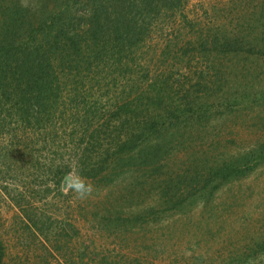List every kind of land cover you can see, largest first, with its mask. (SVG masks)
<instances>
[{"label":"rangeland","instance_id":"obj_1","mask_svg":"<svg viewBox=\"0 0 264 264\" xmlns=\"http://www.w3.org/2000/svg\"><path fill=\"white\" fill-rule=\"evenodd\" d=\"M73 9L76 27L86 11ZM162 19L138 50L131 78L140 77L139 87L146 76L162 83L167 74L168 101L186 109L199 97L202 107L183 115L175 149L159 158L161 166L131 168L107 183L101 175L84 177L94 188L84 200L47 166L58 158L54 150L60 154L53 144L41 147L50 124L38 127L34 117L27 123L10 110L0 128L6 264H264V0H186ZM117 27L108 26L109 35ZM235 37L245 50H226ZM67 85L64 92L71 79ZM12 147L17 156L8 155ZM60 155L72 167L69 175L77 174L78 157ZM245 156L262 158L251 169L241 166L240 175L215 177L217 165ZM33 216L43 234L27 226Z\"/></svg>","mask_w":264,"mask_h":264},{"label":"trees","instance_id":"obj_2","mask_svg":"<svg viewBox=\"0 0 264 264\" xmlns=\"http://www.w3.org/2000/svg\"><path fill=\"white\" fill-rule=\"evenodd\" d=\"M185 1L40 0L37 7L29 1L0 0V128L12 109L20 111L19 119L27 123L34 117L38 127L47 121L50 132L42 134L46 142L41 147L54 145L62 155L78 157L76 172L85 179L101 175L107 183L129 174L131 168L161 166L159 158L175 149L174 134L186 123L183 115L192 107H202L203 100L198 97L185 109L168 101L172 87L166 86L167 74L162 83L158 77L153 82L146 76L142 80L147 84L138 87L140 77L133 81L131 73L139 64L138 50L151 38L156 23ZM73 8L86 11L79 22L87 26L85 30H79V24L75 27ZM112 25L118 26L113 29L115 36L109 35ZM112 38L115 42L110 44ZM232 41L223 44L226 50L246 49L240 39ZM190 63L187 58L186 64ZM62 78L67 79L64 86ZM70 79L72 88L64 92ZM13 132L7 133L11 139ZM40 140L41 135L31 146ZM18 149L10 148L8 155L17 156ZM54 151L58 158L47 166L56 169L60 184L72 167ZM88 158L93 160L90 166L85 165ZM258 158L222 162L215 177L240 175L241 166L251 169ZM39 223L35 216L26 221L43 234ZM5 255L0 238V264H6Z\"/></svg>","mask_w":264,"mask_h":264},{"label":"clouds","instance_id":"obj_3","mask_svg":"<svg viewBox=\"0 0 264 264\" xmlns=\"http://www.w3.org/2000/svg\"><path fill=\"white\" fill-rule=\"evenodd\" d=\"M65 186L76 194V197L80 200L89 198L93 191V185L88 183L78 173L75 175H67L64 178Z\"/></svg>","mask_w":264,"mask_h":264}]
</instances>
